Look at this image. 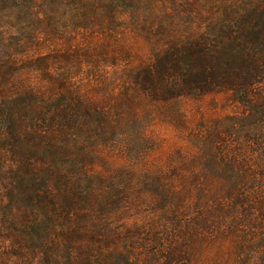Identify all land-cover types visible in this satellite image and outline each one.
Segmentation results:
<instances>
[{
	"label": "trees",
	"instance_id": "obj_1",
	"mask_svg": "<svg viewBox=\"0 0 264 264\" xmlns=\"http://www.w3.org/2000/svg\"><path fill=\"white\" fill-rule=\"evenodd\" d=\"M183 1L182 12H160L153 0H0V242L10 264H264V0ZM119 7L134 24L148 20L141 29L157 41L129 71L138 92L158 103L225 94L241 110L222 124L240 149L161 184L178 211L146 237L124 215L135 170L93 165L98 138L127 128L130 108L94 109L69 87L55 98L48 54L61 24L87 29ZM25 66L51 87L16 80Z\"/></svg>",
	"mask_w": 264,
	"mask_h": 264
},
{
	"label": "rangeland",
	"instance_id": "obj_2",
	"mask_svg": "<svg viewBox=\"0 0 264 264\" xmlns=\"http://www.w3.org/2000/svg\"><path fill=\"white\" fill-rule=\"evenodd\" d=\"M183 2L153 0L152 5L160 12L176 9L182 12ZM180 19L182 27L190 26L185 12ZM89 24L87 29L61 24L52 35L53 52L48 54L54 56L50 65L58 78L53 96L61 98L69 87L83 95L86 104L94 109L120 105L130 108L126 110L133 120L127 121L130 123L127 128L98 138L93 165L95 171L112 176L135 170L124 215L146 237L171 226V216L178 211V204L167 203L157 194L161 184L168 185L170 181L181 184L192 167L218 168L215 166L220 164L209 158L213 153L219 156L228 149L233 153L240 149L237 138L222 124L226 118L235 119L241 110L227 101L225 94L180 97L165 103L144 96L135 89L129 71L149 62L153 56L157 41L141 29L150 25L149 21L134 24L125 9L119 7L111 15L103 12ZM15 79H31L29 83L48 89L52 85V78L43 77L40 70L29 66L17 72ZM118 184L124 183L118 181ZM2 194L0 191V197ZM120 221L112 228L126 231ZM135 222L139 223L137 227ZM4 233L0 227V240ZM6 246L7 243L0 242L2 264H10Z\"/></svg>",
	"mask_w": 264,
	"mask_h": 264
}]
</instances>
